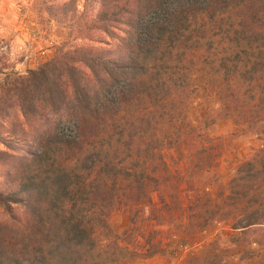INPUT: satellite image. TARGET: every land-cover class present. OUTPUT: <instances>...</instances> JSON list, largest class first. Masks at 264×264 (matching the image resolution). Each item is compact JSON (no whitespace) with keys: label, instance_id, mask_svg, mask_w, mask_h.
Wrapping results in <instances>:
<instances>
[{"label":"trees","instance_id":"obj_1","mask_svg":"<svg viewBox=\"0 0 264 264\" xmlns=\"http://www.w3.org/2000/svg\"><path fill=\"white\" fill-rule=\"evenodd\" d=\"M67 28L85 44L0 82V264L161 255L121 247L110 215L152 193L180 209L163 150L184 143L201 88L218 106L213 125L239 119L264 136V0H84ZM263 183L261 150L220 203L239 236L264 227ZM209 224L221 225L200 232Z\"/></svg>","mask_w":264,"mask_h":264},{"label":"rangeland","instance_id":"obj_2","mask_svg":"<svg viewBox=\"0 0 264 264\" xmlns=\"http://www.w3.org/2000/svg\"><path fill=\"white\" fill-rule=\"evenodd\" d=\"M74 1L0 0V82L4 75L23 76L36 69L65 43L85 44L74 42V32L67 28L82 11L84 0ZM98 9L95 6L91 16ZM194 101L184 125V143L163 150L178 183L180 209H162L158 194L152 193L150 204L132 211L120 206L112 212L113 233L129 250L144 254L149 246L159 245L164 252L131 264H264V227L239 236L231 230L230 220L223 221L225 211L219 208L235 171L264 150V136L257 133L259 125L251 130L239 119L213 125L218 106L203 88ZM258 199L264 203V190ZM212 218L221 225L209 224L207 233H201V223Z\"/></svg>","mask_w":264,"mask_h":264}]
</instances>
